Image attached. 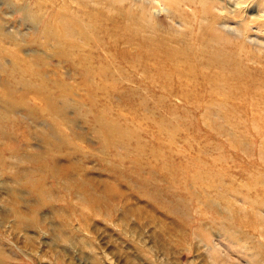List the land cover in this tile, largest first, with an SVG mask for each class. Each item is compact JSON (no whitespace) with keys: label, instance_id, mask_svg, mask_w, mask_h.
<instances>
[{"label":"rangeland","instance_id":"obj_1","mask_svg":"<svg viewBox=\"0 0 264 264\" xmlns=\"http://www.w3.org/2000/svg\"><path fill=\"white\" fill-rule=\"evenodd\" d=\"M74 1L0 0V264H264V96L235 109L215 69L137 62L114 15L54 14ZM221 1L264 39V0ZM155 11L197 47L192 8Z\"/></svg>","mask_w":264,"mask_h":264},{"label":"bare ground","instance_id":"obj_2","mask_svg":"<svg viewBox=\"0 0 264 264\" xmlns=\"http://www.w3.org/2000/svg\"><path fill=\"white\" fill-rule=\"evenodd\" d=\"M77 1L73 3H78ZM237 1L238 4L244 5L247 9L253 2H257L256 0ZM123 3H127L126 6ZM86 4L93 6L85 11L86 15L100 16L102 13L114 15L111 21L117 28L116 34L118 35H115V39L136 48L137 62L183 63L193 70L200 68L194 77L205 81L211 80V77L205 76L202 69H215L217 71L214 75L215 81L225 83L224 87H217L219 93H224L226 99H233L234 101L239 99L241 101L246 97L242 103L240 102L241 105L234 107L235 109L245 107L247 109L248 105L251 108H258L257 104H248V101L256 96H264V71H256L253 75L250 73V76L246 77L247 66L243 60L247 58L243 59L242 54L237 56L233 49H243L245 44L264 47V39L258 33H255L256 35L250 34L249 23L247 25L235 23L234 19L229 16L233 15V12L225 10L221 0H87L86 2L79 0L76 12L64 9L54 14L61 16L75 13L76 15L83 11L81 8ZM118 4L123 5L119 8ZM165 5L173 11L170 18L173 22L176 21L177 14L182 8L193 9V19L191 18V21L185 20V24L190 25L191 30L189 29L188 34L192 40L194 39L196 48H192L188 42L177 39L174 37L175 35L172 36L169 31L170 27H166L160 21L155 10ZM40 6L37 3V7L29 9L28 12L33 13L37 18L41 17V14H45L46 11L53 12L51 7L48 10ZM257 8L264 14V1L258 4ZM200 18L207 19L208 23L206 21V24H198ZM256 27L258 32H264L262 25L257 24ZM77 33L82 36L86 34L85 29L79 30L78 28ZM231 36L233 39H237L235 43L233 40H229ZM174 46H179V48H174ZM225 81H228L229 84ZM234 93H240V96L233 95ZM231 107L233 108V106Z\"/></svg>","mask_w":264,"mask_h":264}]
</instances>
